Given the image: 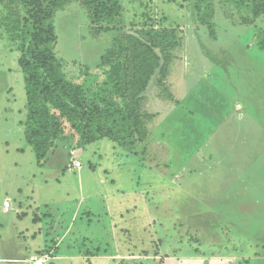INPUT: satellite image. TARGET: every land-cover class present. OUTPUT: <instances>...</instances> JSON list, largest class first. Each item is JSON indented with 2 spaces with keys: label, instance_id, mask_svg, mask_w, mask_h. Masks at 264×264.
Masks as SVG:
<instances>
[{
  "label": "rangeland",
  "instance_id": "rangeland-1",
  "mask_svg": "<svg viewBox=\"0 0 264 264\" xmlns=\"http://www.w3.org/2000/svg\"><path fill=\"white\" fill-rule=\"evenodd\" d=\"M113 1L106 19L86 0L55 7L56 54L83 82L116 35L154 44L162 67L131 150L110 138L84 146L67 130L39 163L20 45L0 23V259L264 264V0Z\"/></svg>",
  "mask_w": 264,
  "mask_h": 264
},
{
  "label": "trees",
  "instance_id": "trees-1",
  "mask_svg": "<svg viewBox=\"0 0 264 264\" xmlns=\"http://www.w3.org/2000/svg\"><path fill=\"white\" fill-rule=\"evenodd\" d=\"M70 1L0 0L4 8L0 23L20 45L27 94L26 140L39 163L60 140L66 143L67 130L72 137L78 134V143L84 146L110 138L135 148L143 141L142 97L162 67L153 43L124 31L101 56L95 69L102 74L85 65L83 82L68 76L56 54L58 35L52 16L55 7ZM86 1L96 19L111 18L117 7L113 0ZM31 8L45 15V22L31 23Z\"/></svg>",
  "mask_w": 264,
  "mask_h": 264
},
{
  "label": "built area",
  "instance_id": "built-area-1",
  "mask_svg": "<svg viewBox=\"0 0 264 264\" xmlns=\"http://www.w3.org/2000/svg\"><path fill=\"white\" fill-rule=\"evenodd\" d=\"M75 166L77 168L81 167V162L80 161H75ZM4 206L6 208L10 207V202L7 200L4 202ZM50 257L48 255H31L29 257H27L26 259H24L23 261H25L27 264H47V261Z\"/></svg>",
  "mask_w": 264,
  "mask_h": 264
},
{
  "label": "crops",
  "instance_id": "crops-1",
  "mask_svg": "<svg viewBox=\"0 0 264 264\" xmlns=\"http://www.w3.org/2000/svg\"><path fill=\"white\" fill-rule=\"evenodd\" d=\"M46 251L49 252V253L50 252L52 253L53 249L50 248L49 250H47V249L44 250V252H46ZM31 255H35V254H31ZM29 256H24V257H11V256H8V257H5V258L0 259V263H6V264H8V263H12V262H19V263L21 262L22 264H27L23 260L26 259ZM51 258L56 259V260L66 259V255H59V256L53 255V256H51ZM47 264H48V261H47Z\"/></svg>",
  "mask_w": 264,
  "mask_h": 264
},
{
  "label": "clouds",
  "instance_id": "clouds-1",
  "mask_svg": "<svg viewBox=\"0 0 264 264\" xmlns=\"http://www.w3.org/2000/svg\"><path fill=\"white\" fill-rule=\"evenodd\" d=\"M35 255H37V254H35ZM31 256V255H30Z\"/></svg>",
  "mask_w": 264,
  "mask_h": 264
}]
</instances>
